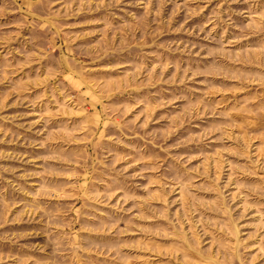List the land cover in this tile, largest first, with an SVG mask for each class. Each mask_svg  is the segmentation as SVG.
<instances>
[{
	"label": "rangeland",
	"instance_id": "obj_1",
	"mask_svg": "<svg viewBox=\"0 0 264 264\" xmlns=\"http://www.w3.org/2000/svg\"><path fill=\"white\" fill-rule=\"evenodd\" d=\"M0 264H264V0H0Z\"/></svg>",
	"mask_w": 264,
	"mask_h": 264
}]
</instances>
